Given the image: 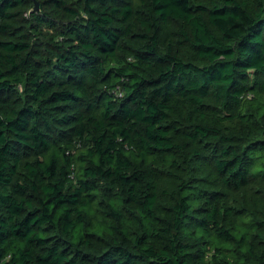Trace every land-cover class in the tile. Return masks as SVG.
<instances>
[{
  "label": "trees",
  "instance_id": "trees-1",
  "mask_svg": "<svg viewBox=\"0 0 264 264\" xmlns=\"http://www.w3.org/2000/svg\"><path fill=\"white\" fill-rule=\"evenodd\" d=\"M0 264H264V0H0Z\"/></svg>",
  "mask_w": 264,
  "mask_h": 264
},
{
  "label": "water",
  "instance_id": "water-1",
  "mask_svg": "<svg viewBox=\"0 0 264 264\" xmlns=\"http://www.w3.org/2000/svg\"><path fill=\"white\" fill-rule=\"evenodd\" d=\"M39 7H40L39 1H36L35 6L33 7V10H37L39 9Z\"/></svg>",
  "mask_w": 264,
  "mask_h": 264
},
{
  "label": "rangeland",
  "instance_id": "rangeland-1",
  "mask_svg": "<svg viewBox=\"0 0 264 264\" xmlns=\"http://www.w3.org/2000/svg\"><path fill=\"white\" fill-rule=\"evenodd\" d=\"M69 2L71 4H75L77 2V0H69ZM36 47L41 48L42 46L41 45H37Z\"/></svg>",
  "mask_w": 264,
  "mask_h": 264
}]
</instances>
